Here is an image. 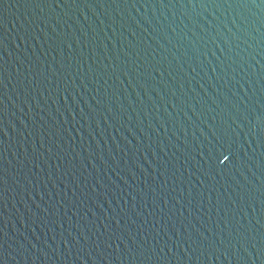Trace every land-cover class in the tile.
Masks as SVG:
<instances>
[{"label": "water", "instance_id": "obj_1", "mask_svg": "<svg viewBox=\"0 0 264 264\" xmlns=\"http://www.w3.org/2000/svg\"><path fill=\"white\" fill-rule=\"evenodd\" d=\"M0 264H264V0H0Z\"/></svg>", "mask_w": 264, "mask_h": 264}]
</instances>
